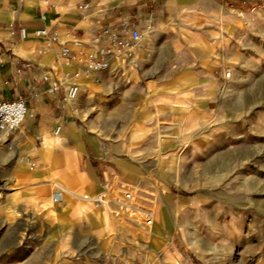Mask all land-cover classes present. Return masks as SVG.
<instances>
[{
    "label": "rangeland",
    "instance_id": "obj_1",
    "mask_svg": "<svg viewBox=\"0 0 264 264\" xmlns=\"http://www.w3.org/2000/svg\"><path fill=\"white\" fill-rule=\"evenodd\" d=\"M243 6L217 8L209 17L200 11L156 14L154 40L167 47L162 61L174 56V75L185 71L194 82L190 88L204 98L197 102L190 93L172 101L186 110L187 131L161 140L184 147L158 150L159 164L131 163L143 141L137 111L149 103L141 66L85 82L74 105L76 126L93 136L102 155L112 151L120 158L124 151L122 157L145 174L143 189L155 194L152 230L128 233L130 239L135 230L143 233L144 246L130 245L128 254L105 246L97 264H264V0ZM19 131L0 140L13 158L10 164L0 158V206H38L40 212H0V264H26V253L13 254L10 245L21 243L24 250L33 230L41 232L27 224L41 221L55 183L66 191L55 177H31L39 163L34 159L37 167L30 170L22 161L28 148ZM137 176L127 182L137 184ZM46 232L50 244L58 239L53 228Z\"/></svg>",
    "mask_w": 264,
    "mask_h": 264
},
{
    "label": "crops",
    "instance_id": "obj_2",
    "mask_svg": "<svg viewBox=\"0 0 264 264\" xmlns=\"http://www.w3.org/2000/svg\"><path fill=\"white\" fill-rule=\"evenodd\" d=\"M247 1L0 0V100H16L20 97L26 100L31 116L20 128L18 139L26 145L31 158L39 163V168L31 177L36 180L55 177L67 193L59 205L53 204L52 195L47 199L44 203L46 210L38 218L41 221L27 224L32 230L39 229L41 232L33 230L34 235L31 233L23 244L24 250H21V243L10 240L9 244L14 243L10 245L11 253L24 251L26 264H97L105 246L115 245L120 252L127 254L128 248H133V245H140L135 247L136 250L144 246L143 234L139 235L137 230L133 231L137 235L136 239L128 238L129 230L137 227L126 221L120 222L107 209H95L90 203L75 197V194L95 196L106 183H128L127 181L134 179V175H138L137 184L144 185L141 175L145 174L122 157L124 151L120 158L114 157L112 151L101 154L93 136H86L76 126L74 105L77 100L71 103L64 100L61 92L48 93L50 85L41 82L40 69L61 77L65 71H72L74 67L56 66V54L62 42L48 43L35 38L33 33L44 28L56 30L62 40L67 33H74L86 43L93 44L97 42L105 21L118 25L125 19H134L145 36L138 64L141 66V79L145 85L143 99L149 103L137 111L136 130L143 141L138 146L136 160L131 163L137 166L159 164L158 150L184 147L182 144L179 146L171 141L161 140L163 134L170 137L176 132L187 131L185 118L188 114L174 102L184 101L190 93H193L197 102L204 98L200 92L190 88L194 82L184 77L185 71L178 76L174 75L177 67L174 56H169V61H162L164 58L161 54L165 55L167 47L160 45L158 37L154 40L160 20L156 14L200 11L205 17H209L217 8H243V4L248 6L255 0ZM87 3L90 6L85 9L84 5ZM100 9L105 12L104 21L97 17ZM150 24L154 25V29L147 33L146 28ZM22 30L26 31L25 38L22 37ZM198 114L201 115L200 111ZM58 126H61V131L56 134ZM7 154L6 147L0 146V158L3 155L4 164H10L13 160ZM1 189L7 190L8 187L4 185ZM2 211L40 212L38 206L27 205L0 206V212ZM107 216L111 219L108 220ZM107 227V237L103 239V232ZM52 228L58 239L50 244L46 238V230Z\"/></svg>",
    "mask_w": 264,
    "mask_h": 264
},
{
    "label": "built area",
    "instance_id": "obj_3",
    "mask_svg": "<svg viewBox=\"0 0 264 264\" xmlns=\"http://www.w3.org/2000/svg\"><path fill=\"white\" fill-rule=\"evenodd\" d=\"M89 6L87 3L84 8L87 9ZM97 17L104 21V10H98ZM133 20L128 18L118 25L105 21L97 42L93 44L86 43L74 33H67L66 38L62 40L60 33L56 30L49 31L46 28L36 30L33 33L35 38L48 43L62 42L56 54V66L74 67L72 71H65L61 77L52 75L48 70L40 69L41 82L50 85L48 93L61 92L65 101L73 102L82 92L85 82L104 72H119L125 75L136 68L145 36ZM153 29L154 25L150 24L146 32L151 33ZM21 34L23 38L26 37L25 30H22ZM29 116L31 112L24 98L0 100V140L7 139L17 132ZM60 131L61 126H58L56 134ZM22 161L30 170L37 167V162L31 159L29 151L24 152ZM66 194L65 190L55 183L52 194L53 204H60ZM75 197L90 203L95 209H107L115 219L120 222L126 221L129 225L133 223L142 232L152 230L155 224V195L145 191L140 184L106 183L95 196L75 194Z\"/></svg>",
    "mask_w": 264,
    "mask_h": 264
}]
</instances>
